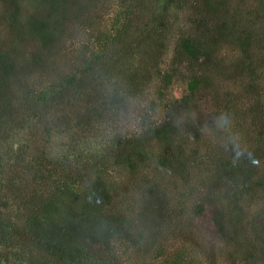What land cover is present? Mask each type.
Masks as SVG:
<instances>
[{
  "label": "trees",
  "instance_id": "16d2710c",
  "mask_svg": "<svg viewBox=\"0 0 264 264\" xmlns=\"http://www.w3.org/2000/svg\"><path fill=\"white\" fill-rule=\"evenodd\" d=\"M1 1L0 264H264V0Z\"/></svg>",
  "mask_w": 264,
  "mask_h": 264
},
{
  "label": "rangeland",
  "instance_id": "374dc122",
  "mask_svg": "<svg viewBox=\"0 0 264 264\" xmlns=\"http://www.w3.org/2000/svg\"><path fill=\"white\" fill-rule=\"evenodd\" d=\"M5 1V0H3ZM4 10V5L2 3V1L0 0V11ZM188 14V12H187ZM186 13H184L180 19L181 22H186L187 20V16ZM74 28H77V26H75ZM6 32V30H5ZM32 47L31 43H26L25 48L30 49ZM233 46L230 45L228 47V49L226 51H224V53H230V50H232ZM45 74V73H44ZM222 86L224 87H230L231 84L230 83H221ZM151 94L148 96V99L144 102L140 104V111H147V102L149 99H153L152 101L154 102H159L160 99H157L156 97H160V91L156 86V80L152 81L151 85ZM175 89L176 87H174V95H171V97H175V96H180L181 95V89L177 87L178 91L177 93H175ZM173 91V90H172ZM145 107V108H144ZM129 110L132 113H136L135 109L130 106ZM163 116V110L162 108H159L155 114L151 115V120L152 121H158L162 118ZM126 121L123 123V125L121 126V128L123 129V131H127L131 128H133L134 126L138 125V117H135L133 115H131L130 113H126V115L124 116ZM212 217V210L210 207H206L205 211L199 215L195 221V232L197 236H194L193 239L196 240V243L198 244V252H200V258H201V262H203L204 260V255L206 252H209V250H212L213 247L215 245H217L218 242V236L217 233L215 232L214 226H213V221L211 220ZM215 251V249H214ZM244 251V250H243ZM217 255V260H216V264H235L237 261L232 260L227 258V255L225 253H219L216 252ZM254 257V255H253Z\"/></svg>",
  "mask_w": 264,
  "mask_h": 264
},
{
  "label": "clouds",
  "instance_id": "9594fccd",
  "mask_svg": "<svg viewBox=\"0 0 264 264\" xmlns=\"http://www.w3.org/2000/svg\"><path fill=\"white\" fill-rule=\"evenodd\" d=\"M210 133L220 132L224 134V146L231 145L233 150L240 148L239 137L233 131V121L227 113H220L214 119V128L209 129ZM238 154V153H237Z\"/></svg>",
  "mask_w": 264,
  "mask_h": 264
}]
</instances>
